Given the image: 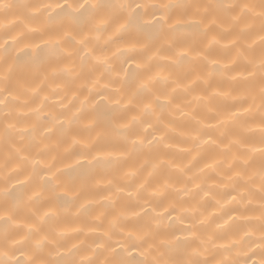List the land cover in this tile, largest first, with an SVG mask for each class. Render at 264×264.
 Masks as SVG:
<instances>
[{
  "label": "clouds",
  "instance_id": "9594fccd",
  "mask_svg": "<svg viewBox=\"0 0 264 264\" xmlns=\"http://www.w3.org/2000/svg\"><path fill=\"white\" fill-rule=\"evenodd\" d=\"M0 264H264V0H0Z\"/></svg>",
  "mask_w": 264,
  "mask_h": 264
}]
</instances>
